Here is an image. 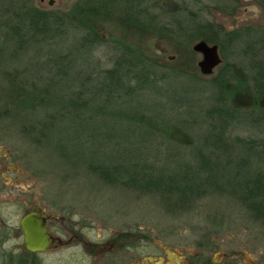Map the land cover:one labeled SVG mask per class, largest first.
Masks as SVG:
<instances>
[{
  "label": "rangeland",
  "instance_id": "obj_1",
  "mask_svg": "<svg viewBox=\"0 0 264 264\" xmlns=\"http://www.w3.org/2000/svg\"><path fill=\"white\" fill-rule=\"evenodd\" d=\"M49 1L0 0V61L3 62L0 67V237L7 231L9 233V241L0 246V264H32L29 261L33 264H60V259L88 258L84 256L82 245L64 246L42 254L24 252L19 222L27 208L33 205L63 218V221L50 223L54 234L58 233L62 222L64 233H78L91 244L109 242L116 233L135 234L143 243L161 240L175 250H185L187 254L199 252L207 259L230 258L232 261L235 258L237 264H264V218L254 215L246 202L239 201L234 195L207 192L190 196L183 202L176 194L168 196L110 184L88 167V163L99 161L96 157L120 165H130L136 158L155 169L164 165L178 169L176 174L171 172L176 185L181 182L180 176H191L196 159L191 158L187 146L180 143L196 140L205 131L202 121H197L198 124L194 123L196 128L185 134L183 121L190 122L198 116L196 107L207 109L213 91L218 94L219 87L212 88L208 82L223 69L225 61L220 49L221 63L210 75H203L198 68L202 57L192 50L194 43L186 48L179 47L168 40L161 29L130 25L124 20V14L117 11L79 16L104 39H122L137 46L151 60L186 71L196 78L175 77L166 71L159 73L156 68L157 73H163L169 81L151 85L150 95L143 94V98L149 95L146 99L122 96L107 104L98 102L89 112L75 111L68 117L54 114V120L48 121L44 139L41 123L49 112L42 111L33 116L28 110L12 104L15 89L11 82L12 79L16 82L25 80L29 87L38 88L54 67L58 58L54 54L62 51L68 42H62L61 48H53L56 51L38 45L21 49L18 57H13L11 52L15 44L14 40L9 41L12 36H9V23L12 24L15 16L28 7L50 12L56 17L72 12L79 0H52V5ZM147 2L151 13L156 16L158 26L154 25L155 28L159 25L168 28L167 16L178 13L189 18L190 23L202 20L228 32L249 28L264 34V0ZM250 40L249 35L243 34L236 49L229 47L226 50L232 65L230 74L235 76L239 72L240 63L248 68L245 55L249 56V53L242 51V47ZM112 45L111 42H102L94 48L89 57L91 68L102 71L112 66L118 55ZM76 71L86 76L83 67H77ZM71 83L60 81L57 91L51 92L50 96L58 94V102L64 103L67 93H71ZM84 89L88 90L86 86ZM219 91V94L223 93ZM51 97L47 96L48 99ZM251 99L249 92H244L235 103L250 107ZM260 103L263 107L264 100ZM22 104L29 105V101ZM180 105L183 107L178 109ZM98 107H103V112L97 113ZM146 111L154 119L156 130L145 131L138 122ZM73 134L74 143L69 140ZM227 137L264 143V122L255 123L250 118L235 122ZM197 147L201 148V145ZM244 157L253 161L255 155L245 152ZM236 163L239 162H234V157L222 156L214 160L212 167L217 176L213 180L231 177ZM251 168L264 173V159ZM130 236L127 238H132Z\"/></svg>",
  "mask_w": 264,
  "mask_h": 264
},
{
  "label": "trees",
  "instance_id": "obj_2",
  "mask_svg": "<svg viewBox=\"0 0 264 264\" xmlns=\"http://www.w3.org/2000/svg\"><path fill=\"white\" fill-rule=\"evenodd\" d=\"M257 1L260 2V0ZM146 2L147 0H79L72 12L56 17L50 12L34 7L25 8L15 16L16 19L12 24L9 23L11 31L9 36L11 34L13 36L9 38V41L12 39L15 44L11 52L13 57H18L21 49L37 45L53 49L61 48L62 42H68V44L61 48L62 51L54 54L56 58L58 57L54 67L45 80L41 81L38 88L32 85L29 87L25 80L16 82L12 79L15 99L11 103L21 110H28V113L33 116L42 111L49 112L43 117L41 123L44 129L42 136L45 139L48 123L54 120V114L68 117L75 111L89 112L91 107L98 102L107 104L122 96L127 98L138 96L140 99H146L150 95L151 85L164 84L169 81L163 73L158 74L156 68L159 69V73L166 71L175 77L186 75L187 79L195 80L196 77L186 74V71L151 60L137 46L127 44L122 39H104L92 26L84 24L79 16L83 18L100 11L106 14L117 11L124 14V20L130 25L142 29H161L168 40L173 41L179 47H189L199 40L215 44L220 49V55L225 63L220 74L211 79L208 85L216 89L219 87L218 94L213 91L214 96L207 109L202 110L196 107L198 116L190 122L183 121L185 126L182 130L185 134L196 128L194 123L198 124L197 121H202L205 133L196 140L188 139L180 143V145L187 146L186 149L190 151L191 158L196 159L194 173L191 176H180L182 186L181 182L176 185L171 178V172L176 174L178 169L169 168L167 165L155 169L145 163H140L136 158L130 165H120L108 163L104 157H96L99 161L88 163V167L90 171L110 184L140 191L161 192L168 196L176 194L183 202L187 201L190 196H198L207 192L232 194L239 201L246 202L247 208L254 215L264 218V173L251 168L254 163L263 161L264 143L239 137L233 139L227 137L228 131L235 122L248 118L253 119L255 123L264 122V106L261 107L260 103L264 100V34H259L258 30L249 28L228 32L221 27L216 28L215 24L202 20H194L190 23L189 18L185 19L178 13H171L167 16L168 28L164 25L155 28L158 26L156 16L151 13L148 2ZM76 15H78L77 19H75ZM242 31L244 33H241ZM243 34L249 35L251 39L242 47V51L249 53V56L247 53L245 55L248 68L240 63L237 68L239 72L234 76L230 74L232 65L228 61L226 50L236 49ZM102 42H111L118 55L110 68L101 71L97 67H90L89 57L94 48ZM1 52L0 50V54ZM2 63L0 61V67ZM80 66L83 67L86 76L76 71ZM236 66L234 64V67ZM62 80L72 82L71 93H67L64 103L58 102L56 98L58 94L50 96ZM76 82H78L77 85ZM85 86L88 90L84 89ZM219 90L223 93L219 94ZM244 92H249L251 95L250 107L235 103ZM146 93L149 95L143 98V94ZM47 96L51 98L48 99ZM16 100L19 101L16 102ZM26 101H29V105L22 104ZM182 107L183 105H180L178 109ZM102 108L98 107L97 113L103 112ZM147 112L140 115L138 122L145 131L156 130L154 119L147 115ZM162 126L164 127V124ZM73 136L75 134L69 140L74 143ZM197 145H201V148ZM245 152L254 153V160L250 161L244 157ZM222 156L234 157V162L239 163H236L234 174L231 177L214 181L213 177L217 175L212 167L213 161ZM178 174L180 175L179 172Z\"/></svg>",
  "mask_w": 264,
  "mask_h": 264
},
{
  "label": "flooded vegetation",
  "instance_id": "obj_3",
  "mask_svg": "<svg viewBox=\"0 0 264 264\" xmlns=\"http://www.w3.org/2000/svg\"><path fill=\"white\" fill-rule=\"evenodd\" d=\"M38 210L42 212L39 213ZM31 212H36L46 219L44 226L45 230L53 239V243L47 251L62 248L64 246L80 247V245H82L83 251L87 253H84V256L88 258L60 259V264H237L235 258L232 261L230 258H227L228 260L221 259L217 261L207 259L206 256L199 252L187 254L185 250H175L161 240H152L149 243H143L142 239L135 234L130 236L125 233H116L114 238L109 242L100 245L91 244L86 242L78 233L72 232L71 235L64 233L62 222L58 233L54 234L50 229V223L53 220L63 221V218L50 215L46 213L44 209L36 205L27 208L24 215ZM19 230L24 241L20 226ZM129 236L132 238H127ZM8 241L9 233L7 231V234L4 233V235L0 237V246L5 245ZM22 249L24 252L31 255L40 254L28 252L24 248V243ZM45 252H41V254ZM4 257H6V255ZM9 261L10 260H8V262ZM29 262L33 264L32 261Z\"/></svg>",
  "mask_w": 264,
  "mask_h": 264
},
{
  "label": "water",
  "instance_id": "obj_4",
  "mask_svg": "<svg viewBox=\"0 0 264 264\" xmlns=\"http://www.w3.org/2000/svg\"><path fill=\"white\" fill-rule=\"evenodd\" d=\"M53 1H49L52 5ZM192 50L201 55V60L198 62V68L203 75H210L220 63L217 45H208L205 41H196ZM41 213V210H38ZM45 217L38 215L36 212H31L24 215L19 226L24 237V248L31 253H41L50 249L53 239L45 230Z\"/></svg>",
  "mask_w": 264,
  "mask_h": 264
}]
</instances>
